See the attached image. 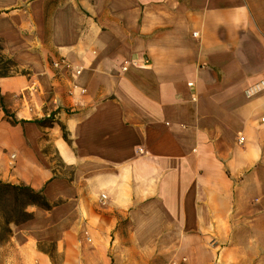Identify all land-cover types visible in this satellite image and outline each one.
Instances as JSON below:
<instances>
[{
	"label": "crops",
	"instance_id": "obj_1",
	"mask_svg": "<svg viewBox=\"0 0 264 264\" xmlns=\"http://www.w3.org/2000/svg\"><path fill=\"white\" fill-rule=\"evenodd\" d=\"M0 52L19 264H264V0H0Z\"/></svg>",
	"mask_w": 264,
	"mask_h": 264
},
{
	"label": "trees",
	"instance_id": "obj_2",
	"mask_svg": "<svg viewBox=\"0 0 264 264\" xmlns=\"http://www.w3.org/2000/svg\"><path fill=\"white\" fill-rule=\"evenodd\" d=\"M16 70L15 64L8 59H4L0 52V77L9 76L11 72ZM0 108L3 109L8 121L11 124H18L13 115H11L4 106V99L0 95ZM64 138L68 141V136L64 132ZM15 197V204L20 209L18 212L23 219L15 222V226L26 224L34 219L33 213L28 211L29 208H38L44 211H51L54 205L46 198L43 191L37 192L31 188L24 186H15L0 182V203L4 202L8 197Z\"/></svg>",
	"mask_w": 264,
	"mask_h": 264
},
{
	"label": "rangeland",
	"instance_id": "obj_3",
	"mask_svg": "<svg viewBox=\"0 0 264 264\" xmlns=\"http://www.w3.org/2000/svg\"><path fill=\"white\" fill-rule=\"evenodd\" d=\"M52 165L56 167L62 175H70V169H64L57 159L53 156ZM20 209L15 204V197H8L4 202L0 203V264H19L18 256L15 250L9 246V242L12 235V229H14L15 222L23 219L19 214ZM30 208L28 209V211ZM11 221H15L10 223ZM40 249L49 253L55 251L54 245L44 244L40 245Z\"/></svg>",
	"mask_w": 264,
	"mask_h": 264
},
{
	"label": "built area",
	"instance_id": "obj_4",
	"mask_svg": "<svg viewBox=\"0 0 264 264\" xmlns=\"http://www.w3.org/2000/svg\"><path fill=\"white\" fill-rule=\"evenodd\" d=\"M54 66H55V68H57V69H61V68H63V67H66L67 65H66V61H65V60H60V61L55 62V63H54ZM124 70H126V68H125ZM192 85H193V84H190V86H192ZM260 86H264L263 83L260 84V85L255 86L254 88H252V89L248 92L249 95H252L254 92L258 91V90L260 89ZM263 123H264V119H263Z\"/></svg>",
	"mask_w": 264,
	"mask_h": 264
}]
</instances>
